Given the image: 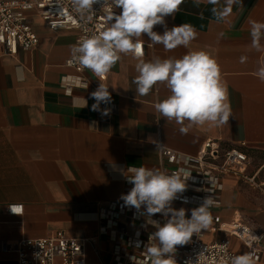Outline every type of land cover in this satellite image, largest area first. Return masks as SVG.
I'll use <instances>...</instances> for the list:
<instances>
[{"label": "crops", "instance_id": "0c3cea01", "mask_svg": "<svg viewBox=\"0 0 264 264\" xmlns=\"http://www.w3.org/2000/svg\"><path fill=\"white\" fill-rule=\"evenodd\" d=\"M225 2L183 0L178 12L165 17L164 26L154 27L163 34L165 26L192 25L196 36L187 48L168 51L150 44L146 34L141 37L145 61L204 50L220 66L232 116L218 127L193 125L186 134L180 128L187 121L184 125L166 121L155 109L170 94L163 84L146 96L136 92L138 60L131 54H121L104 81L86 72V85L65 92L61 78L75 75L64 63L73 54L76 31L53 32L30 13L38 45L15 56L0 46V264H17V255L8 246L19 239L44 237L56 230L91 239L85 247L88 264H115L113 249L120 240L100 233L97 214L126 193L129 167L172 168L161 162L160 144L196 155L207 139L235 146L245 142L251 157L246 175L253 180L226 175L214 212L222 221L240 219L256 232L264 230V81L257 75L264 67V48L251 47L250 35L252 22H264V0H241L218 19L212 9L222 10ZM99 84L108 87L115 113L92 109L96 101L91 93ZM8 206H14L17 214L7 212ZM171 206L184 208L186 215L194 209L178 201ZM120 223L130 233L137 228L127 216ZM223 237L216 231L202 239L213 242ZM230 240L234 252L246 251L241 240L234 236ZM122 251L138 254L124 246ZM255 264H264V254Z\"/></svg>", "mask_w": 264, "mask_h": 264}, {"label": "clouds", "instance_id": "9594fccd", "mask_svg": "<svg viewBox=\"0 0 264 264\" xmlns=\"http://www.w3.org/2000/svg\"><path fill=\"white\" fill-rule=\"evenodd\" d=\"M120 9L119 14L109 9L110 24L97 35L85 37L72 46L74 58L80 65L90 70L95 76L103 78L121 59V54H131L138 60L135 78L136 92L140 96L148 95L157 84H163L169 95L155 104L156 111L166 121H175L182 126L180 132L186 134L193 125L218 127L228 123L232 116L227 85L221 80V70L217 61L206 51H190L180 58H154L145 61L144 41L146 34L152 45H163L171 51L177 47L187 48L196 36L195 28L182 24L168 29L163 34L154 31L156 25H165V17L179 11L183 0H111ZM101 0H71L73 10L86 21L93 19V5ZM104 4L108 0H103ZM216 5L218 0H208ZM241 0H226L225 7L213 8L218 19H222L233 5ZM250 35L251 47L261 50L264 38V22H252ZM245 57H241L243 62ZM264 81V67L257 73ZM96 103L92 109L100 110L101 102L111 101L108 87L99 84L91 93ZM85 101V105H86ZM107 115L108 110H103ZM191 174L183 168L172 173L145 166H131L127 169V181L133 187L121 199L126 206L140 210L143 208L150 223L156 230L149 237L145 246V255L149 264H176L174 258L177 246L187 244L194 234L198 235L208 228L211 221L210 208L214 200L207 197L199 207L191 210L190 218L184 208L174 209L171 205L178 194L183 193ZM186 202V201H185ZM11 212L14 206H8ZM160 213L166 222L161 224L151 217ZM151 242V243H150ZM190 261L186 262L189 264ZM229 264H255L251 253H242L229 257Z\"/></svg>", "mask_w": 264, "mask_h": 264}, {"label": "built area", "instance_id": "2783aa9c", "mask_svg": "<svg viewBox=\"0 0 264 264\" xmlns=\"http://www.w3.org/2000/svg\"><path fill=\"white\" fill-rule=\"evenodd\" d=\"M109 9L116 14L121 11L111 0H108L107 4L101 0V3L93 5V19L86 21L73 10L71 0H0V46L7 55L15 56L21 50H31L38 45L39 36L31 24L30 13H36L53 32L76 31L78 44L85 37L97 35L109 26ZM64 64L75 71V75L61 78V86L65 92L86 85L83 75L92 72L80 65L74 58V53ZM98 79L104 81L106 75ZM99 109L97 111L100 114L105 109L113 114L117 107L112 102H101ZM246 145L245 142L236 146L223 145L218 140L207 139L196 155L182 154L159 145L161 162L167 161L172 165L170 170L163 172L172 173L183 168L186 174H191L186 190L178 194L174 201L194 208L199 207L207 197H211L215 202L210 208L211 221L208 228L198 235L194 234L187 244L177 246L174 256L176 264H186L188 261L189 264H229V257L239 255L231 248L230 238L233 236L243 242L246 246L244 253H251L255 261L264 254V230L256 232L240 219L232 222L222 221L214 212V208L220 203L218 194L223 189V178L226 175L248 182L253 180L246 175V170L251 164V157L244 149ZM124 179L128 185L125 193L127 194L133 185L128 183L127 176ZM7 212L12 213L9 207ZM190 215L191 213L186 216L190 218ZM124 216L136 222L137 228L134 232H128L121 225L120 219ZM151 218L163 224L168 217L157 213ZM97 219L102 221V235L109 236L113 241L120 240L113 249L115 264H149L145 246L149 244V237L156 229L148 223L149 218L143 208L137 210L126 206L121 199L103 208L97 214ZM216 231L224 233V237L213 242H205L202 239L205 233ZM89 241V238L70 237L63 230H56L44 237L21 238L8 246V249L16 253L17 264H88L85 259V247ZM123 246L137 250L138 254H124Z\"/></svg>", "mask_w": 264, "mask_h": 264}, {"label": "snow or ice", "instance_id": "6c2138e0", "mask_svg": "<svg viewBox=\"0 0 264 264\" xmlns=\"http://www.w3.org/2000/svg\"><path fill=\"white\" fill-rule=\"evenodd\" d=\"M18 211V210H17Z\"/></svg>", "mask_w": 264, "mask_h": 264}]
</instances>
